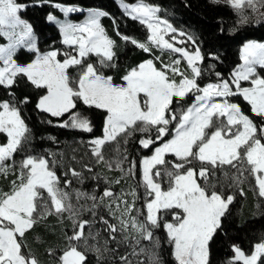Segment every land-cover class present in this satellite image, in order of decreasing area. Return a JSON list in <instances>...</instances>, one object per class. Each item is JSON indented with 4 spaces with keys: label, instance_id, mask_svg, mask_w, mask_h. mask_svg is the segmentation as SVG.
I'll use <instances>...</instances> for the list:
<instances>
[{
    "label": "snow or ice",
    "instance_id": "1",
    "mask_svg": "<svg viewBox=\"0 0 264 264\" xmlns=\"http://www.w3.org/2000/svg\"><path fill=\"white\" fill-rule=\"evenodd\" d=\"M257 3L264 5V0H247L251 13L258 12ZM229 4L240 10L244 0H229ZM119 5L132 20L146 25L151 32L147 38L150 43L127 36L122 39L145 52L151 53L155 47L178 53L180 58L159 69L150 59L123 77L126 85H115L111 76L103 74L104 68L115 66V41L101 25V18L110 17L109 13L90 10L83 24L61 22L49 15V21L59 24L62 42L71 51L42 52L37 47L32 25L22 18L27 4L23 0H0V38L7 41L0 44V86L8 90L9 97L0 100V134L6 135V142L0 143V175L8 174L10 163L15 164L14 155L23 153L31 140V130L17 106L27 103L28 99L17 101L14 90L22 78L46 90L36 105L41 112L52 117L69 114L58 125L61 128L93 131L90 118L77 109L78 102L104 110L103 134L90 141L92 154L97 162L109 168L114 163L129 175L137 163L130 161V167L123 169L127 155L121 153L119 145L127 144L133 134L141 133L148 134V138H140V146L150 149L174 131L170 140L154 147L153 154L140 160L144 191L138 194L133 189L131 201L118 196L111 188H105L100 196L94 191L66 190L72 181L63 180L62 186V178L55 170L56 159L29 155L20 160L19 182L14 181L9 192L0 191V264H39L24 244L25 233L46 216L65 212L73 220V230L71 234L65 233L68 243L60 249L57 264H86L90 250L98 254L108 252L109 242L131 244L132 251L119 256L123 264H134L129 256L141 255L147 258L148 264H163L158 251L161 242L154 235V230L161 227L166 232V242L172 248L176 264H210V242L221 229L222 218L234 201L233 195L217 189L214 180L217 170L225 166L235 169L231 177L227 170L223 172L225 179L230 178L234 184L254 178L259 196L264 197V42H246L240 57L243 63L230 77L215 72L216 81L202 85L198 80L204 72L201 67L204 55L199 47L190 52L176 46L186 41L177 42L174 36L172 42L165 38L177 30L161 19L158 6L145 0L133 4L119 0ZM56 6L65 14L82 11L72 6ZM238 19L241 25H247L250 15L241 11ZM257 23L264 24V14ZM114 28L120 35L115 21ZM179 35L185 34L180 32ZM189 39L195 45V40ZM22 50H27L34 59L19 62ZM61 55L63 58L58 59ZM93 56L95 60L89 59ZM211 58L219 60L218 56ZM181 60L186 61L190 72L180 69ZM208 67L215 69V65ZM70 68L75 69L74 74L69 73ZM242 82H249L251 86H242ZM189 95L194 100L190 104L187 102ZM236 97L251 106L253 118L245 114L241 104L233 102ZM174 98L176 107L172 106ZM74 109L77 110L74 112ZM107 143L117 145L118 157L114 162L106 160L102 151ZM166 155L175 160L166 161ZM158 165L164 167L157 168ZM69 174L82 181V173L74 168L64 176ZM105 197L110 198L109 202H105ZM73 199L77 203L74 204ZM82 199L92 201L87 207L94 215V210L103 206L115 221L110 222L104 216L99 218L107 233L103 248L97 247L100 232L92 231V221L77 219L86 206L78 204ZM137 199L143 200L141 208L136 207ZM165 215L171 219L165 220ZM86 227L89 229L87 235ZM89 240L93 243L89 244ZM142 241L149 243L145 245ZM232 251L234 256L229 258L228 264H264V242L257 243L247 255L239 246H234ZM135 264H145V261L137 260Z\"/></svg>",
    "mask_w": 264,
    "mask_h": 264
},
{
    "label": "trees",
    "instance_id": "2",
    "mask_svg": "<svg viewBox=\"0 0 264 264\" xmlns=\"http://www.w3.org/2000/svg\"><path fill=\"white\" fill-rule=\"evenodd\" d=\"M133 3L139 0H125ZM27 4V10L22 13L33 27L38 37V48L42 52L50 50H59L61 53L68 50L61 41L60 29L56 24L48 21L49 14L58 18L63 16V12L56 5L73 6L81 9H101L110 14V17L101 18L109 37L115 41V66L104 68L103 74L111 76L116 85L125 83L123 77L129 70L139 64L147 61L153 56H161L164 60L166 54L153 47L151 53L145 52L137 46L126 42L122 39L127 36L130 39H136L138 42L148 43V29L141 25L139 21H134L131 17L125 15L116 0H23ZM146 3L157 5L162 11V16L167 18L171 24L186 35L183 38L188 39V35L195 40V45L200 48L205 59L203 65L204 72L198 83L206 85L215 82V72L221 73L224 77H230V74L240 64V52L242 46L250 40L264 41V24L257 23L259 16L249 12L250 21L247 25H241L236 11L227 3L217 2L214 0H145ZM264 7V6H263ZM73 20L81 19L82 13L73 14ZM114 21L119 25L114 28ZM189 40V39H188ZM6 40L0 38V44H5ZM218 56L219 60L211 57ZM62 59V55L59 56ZM34 59L27 50H22L19 55V62L27 63ZM89 59L95 60L93 56ZM211 65H215L213 70ZM159 67V63H156ZM69 73L74 74L75 69L70 68ZM17 101L27 97V103H18L17 106L22 110V116L26 118V124L31 130V140L26 146L23 153L14 155L13 160L19 163L20 160L27 156H44L48 159H56V171L63 180H71L72 184L67 188L68 191L79 189L92 193L97 196L102 195L105 188H111L114 193L119 194L123 188L133 190L137 185L133 175H125L119 169H111L102 162H97L96 157L92 154L93 145L90 141L96 137L102 136L103 125L105 121V112L96 108H89L77 103V109L87 114L90 118L93 131L91 133L75 130L71 128H61L58 125L67 119L69 114L63 117H52L48 113L41 112L37 107L38 100L45 94V89H38L32 85L26 78L19 81V87H15ZM8 90L0 86V100L8 99ZM191 95L187 102L192 103ZM241 101L247 111L249 106L246 102ZM176 107V101L172 105ZM77 109H74L75 112ZM250 112V111H249ZM248 112V113H249ZM254 114L251 115V118ZM52 123H47V121ZM255 122V120H254ZM152 135V134H151ZM1 141L5 142L6 137L0 134ZM145 134L136 133L130 137L127 144L119 145L121 153L127 155L124 161L125 167H130V161H135L137 167L140 158L150 154L152 148L143 149L139 144V139ZM148 137V136H147ZM115 143H107L103 147L106 160H115L118 156ZM54 154V155H50ZM11 164V163H10ZM87 166V167H86ZM207 166V165H205ZM70 168L82 173V181L76 177L64 176V173ZM88 168L92 171L89 172ZM227 170L230 174L235 175V169L225 166V169L217 170V189L226 195H233L234 201L229 206L228 213L222 218L221 229L217 230L216 235L210 242V264H228L229 258L234 256L232 251L234 246H239L246 254H250L254 246L264 240V197H258L253 189V183L245 180L243 183L234 184L232 180L225 179L223 172ZM17 173L9 172L7 175L0 176V191L9 192L12 189L13 182H17ZM119 180V183H115ZM248 181V182H247ZM241 191L243 195H241ZM128 198V197H127ZM105 202L110 198L105 197ZM130 201V199L128 198ZM92 201L83 200L86 205L81 212V216L92 221L94 231H99L100 236L97 238L99 244L97 247L103 248V241L107 238V233L103 231V226L99 221L100 216L115 222L108 209L100 206L97 207L95 215L88 210L87 205ZM115 207V206H113ZM73 220L66 215L57 216L48 215L34 224L31 229L25 233L24 244L39 264H57L60 249H63L68 243L65 233H72ZM160 237V257L163 264H176L172 256V248L166 242L164 228L155 229ZM108 252L102 254H90L89 262L91 264H123L120 261V255H127L126 244L116 245L113 242L108 244ZM113 249H115L113 251ZM264 261V258H262ZM242 264V262H237Z\"/></svg>",
    "mask_w": 264,
    "mask_h": 264
},
{
    "label": "rangeland",
    "instance_id": "3",
    "mask_svg": "<svg viewBox=\"0 0 264 264\" xmlns=\"http://www.w3.org/2000/svg\"><path fill=\"white\" fill-rule=\"evenodd\" d=\"M117 1V3L119 4V0H116ZM214 1H217V2H224V3H227V4H229V0H214ZM126 2V1H125ZM139 1H136V2H133V3H138ZM126 3H128V4H133V3H129V2H126ZM151 5H153V4H151ZM230 5V4H229ZM63 6H65V5H63ZM120 6V5H119ZM153 6H157V5H153ZM257 8H258V12L257 13H255V14H257L259 17H260V15L261 14H264V5H261V4H259V3H257ZM73 7V6H72ZM159 7V6H158ZM76 8H78V7H76ZM121 8V7H120ZM160 8V7H159ZM233 8V7H232ZM79 9H81V8H79ZM234 9V8H233ZM90 10H93V9H89V10H85V9H82V11H77V12H72V13H68V14H65V13H63V16L61 17V18H58V17H56L55 15H53V14H49V15H52V16H54L55 18H56V20H58V21H61V22H65V21H67V22H71V23H74V24H83L84 23V21L88 18V13H89V11ZM121 10L123 11V9L121 8ZM235 10V9H234ZM236 11V13L238 14V12H244L245 14H248L249 12H250V10L248 9V7H247V0H244V7L242 8V9H240V10H235ZM82 13V18L81 19H79V20H73V14H76V13ZM124 13V12H123ZM162 11L160 12V17H161V19H165V20H167L168 21V23H170L171 24V22L167 19V18H165V17H163L162 16ZM125 15H127L126 13H124ZM248 15H250V14H248ZM127 16H129V15H127ZM130 17V16H129ZM23 18V17H22ZM47 19H48V17H47ZM48 21H49V19H48ZM49 22H51V23H53V24H56L58 27H59V24H57V23H55V22H52V21H49ZM101 25H102V23H101ZM103 26V25H102ZM146 26V25H145ZM173 26V25H172ZM104 27V26H103ZM147 27V26H146ZM174 27V26H173ZM175 28V27H174ZM59 29H60V27H59ZM176 29V28H175ZM177 30V29H176ZM34 31V30H33ZM180 32H183V31H180V30H177L176 31V33L175 34H171V36H166L165 38L166 39H169L170 40V42H172V36H174V38H175V41H181V40H183V41H186V43H184V44H180V43H176V46L177 47H182V48H186V49H188L190 52L193 50V48L194 47H197L196 45H193L192 43H191V40L189 39V38H191V39H193L191 36H189L188 35V39H185V38H183V36H185V35H183V36H181V35H179V33ZM34 33H35V35H36V44H37V47H38V37H37V34H36V32L34 31ZM60 33H61V31H60ZM150 35H151V32H150V30H148V37H150ZM61 41H63V34L61 33ZM247 42H264V41H257V40H250V41H247ZM6 43H7V41H6ZM63 43V42H62ZM148 43H150V41H148ZM65 47L67 48V49H69L68 48V46H66L65 45ZM243 47V46H242ZM155 48V47H154ZM156 49H158L159 51H161L159 48H156ZM200 49V48H199ZM70 51H71V49H69ZM51 51V50H50ZM114 51V50H113ZM201 51V50H200ZM47 52V51H46ZM162 53H165L166 54V56H165V59L163 60L162 58H161V56H153V58H150L151 60H153V62L155 63V65H156V63H159V67H157L158 69L159 68H161L162 66H163V64H170L173 60H175V59H179L180 58V56H179V54L178 53H174V52H171V51H169V50H164V51H161ZM241 52H242V48H241ZM241 52H240V57H241ZM91 58V57H90ZM58 59H60L59 58V56H58ZM150 59H148V60H150ZM147 60V61H148ZM144 62H146V61H144ZM143 62V63H144ZM243 63V61L241 60V62H240V64L238 65V66H240L241 64ZM0 66H2V65H0ZM237 66V67H238ZM138 66H136L135 68H137ZM179 67H180V69L182 70V71H186V72H190V69H188V67H187V64H186V61L185 60H181V63H180V65H179ZM134 69V68H133ZM132 70V69H131ZM131 70H129V72L131 71ZM259 70V69H258ZM128 72V73H129ZM127 73V74H128ZM126 74V75H127ZM169 75L171 76V73H169ZM175 79H177V80H179L180 79V77L179 76H175ZM114 84V83H113ZM116 85V84H115ZM123 85H126V82L123 84ZM242 86H251L250 85V83L249 82H242ZM45 94H46V90H45ZM42 97V96H41ZM40 97V98H41ZM141 97H142V94H141ZM188 98V97H187ZM239 100H243L241 97H236V98H234L233 99V102H237V103H239V104H241V106H242V110L245 112V114H247V115H249L250 116V118H251V115L252 114H254V113H251V106L246 102V101H243V102H246V104L249 106V109L247 108V111L245 110V108L243 107V105H242V103H241V101H239ZM175 102V98H174V101H173V103ZM192 102H194V100L192 101ZM100 110H102V109H100ZM104 111V110H103ZM250 111V112H249ZM249 112V113H248ZM173 124H175V122H173ZM170 127V129L172 128V125H170L169 126ZM3 135H5V134H3ZM136 135V133L135 134H133L132 135V137H134ZM152 135H154V133H152ZM148 136V134H145V136L143 137V138H148L147 137ZM174 136V131H172L171 132V134L170 135H166L164 138H163V140H159V141H157L156 142V144L155 145H153V147H152V150H151V152H150V154H148V155H146V156H143V157H141L140 158V160H142L143 158H145V157H147V156H150L151 154H153V149H154V147H156V146H160V145H162L164 142H166V141H168V140H170L172 137ZM5 137H6V135H5ZM100 137V136H99ZM0 138H1V136H0ZM97 138V137H96ZM95 139V138H94ZM6 142V141H5ZM0 143H3V141H1L0 140ZM102 151H103V149H102ZM116 157H118V156H116ZM106 159V158H105ZM117 159V158H116ZM115 159V160H116ZM115 160H113V162L115 161ZM165 160L166 161H174L175 160V158L173 157V156H171V155H166L165 156ZM140 162V161H139ZM122 167H123V169H125V170H127L128 169V167H125L124 166V163H123V165H122ZM161 167H164V166H160V165H158L157 166V168H161ZM138 168L139 169H133V172H132V175H133V178L135 177V178H137V180L135 179V181H136V183H137V185L138 184H141V186L140 187H137V185L135 186V190L137 191V193L138 194H142L143 193V191H144V188H143V186H142V169H141V166H140V163H139V165H138ZM111 169H119V168H116L115 167V164L113 163V167H111ZM120 170V169H119ZM155 170L156 169H153V171L155 172ZM9 172H11V173H17V175H18V173H19V163L17 164V163H15V164H10V170H9ZM8 172V173H9ZM123 174H124V176L127 174V175H129L128 173H127V171H124V172H122ZM245 175L247 176V173H245ZM1 176V175H0ZM17 179V178H16ZM248 180H250L251 181V183H253V189H254V191H255V193H256V195L260 198V196H259V194H258V187L256 186V184H255V181H254V178H252V177H249L248 178ZM19 181H18V179H17V183H18ZM248 182V181H247ZM131 191L132 190H129V188L127 187V188H123L122 189V191L119 193V194H117L118 196H123V198L124 199H127L128 200V198L130 199V201L131 200H133L134 198L130 195V193H131ZM125 194H128V195H125ZM128 197V198H127ZM73 203L75 204V203H77V201H75V199H73ZM78 204L79 205H81V204H83V199L82 200H80L79 202H78ZM142 205H143V200L142 199H137L136 200V207L137 208H141L142 207ZM123 207V205L121 204V208ZM133 215H136V213L135 212H133L132 213ZM56 215V214H55ZM62 215H66V216H68L69 217V213H67V212H65V213H63ZM62 215H59V216H62ZM84 215V214H83ZM83 215L81 216V214H80V216L79 217H77V219H85V220H88L87 218H84L83 217ZM58 216V215H57ZM141 219H143V217H141ZM164 219L165 220H170L171 219V217L170 216H168V215H165L164 216ZM88 228L86 227V229H85V234L87 235V232H88ZM92 231H94L93 229H92ZM165 231V230H164ZM165 234H166V232H165ZM154 235L156 236V237H158L159 239H160V237H159V234L157 233H154ZM161 241V240H160ZM262 242H264V240L262 241ZM93 243V241H91V240H89V244H92ZM149 242L148 241H142V244H145V245H147ZM260 243V242H259ZM126 246H127V250H129V252L128 253H130L131 251H132V247H131V244H126ZM160 249V248H159ZM159 249H158V251H159ZM138 250V249H137ZM254 250V249H253ZM252 253V252H251ZM90 254L92 255V254H95V252L94 251H89V258H91L90 257ZM97 254V253H96ZM95 254V255H96ZM246 254V253H245ZM247 255V254H246ZM129 259L130 260H132L133 262H134V264H135V261H137V260H143V261H145V264H148V262H147V258L144 256V255H141V256H139V257H132V256H129ZM86 264H91L90 262H89V260L86 262Z\"/></svg>",
    "mask_w": 264,
    "mask_h": 264
}]
</instances>
